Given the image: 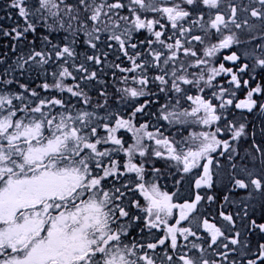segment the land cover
<instances>
[{
	"label": "snow or ice",
	"instance_id": "snow-or-ice-1",
	"mask_svg": "<svg viewBox=\"0 0 264 264\" xmlns=\"http://www.w3.org/2000/svg\"><path fill=\"white\" fill-rule=\"evenodd\" d=\"M0 264H264V0H0Z\"/></svg>",
	"mask_w": 264,
	"mask_h": 264
}]
</instances>
